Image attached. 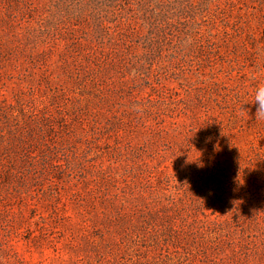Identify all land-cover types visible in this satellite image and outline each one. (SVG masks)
Here are the masks:
<instances>
[{
	"label": "rangeland",
	"instance_id": "obj_1",
	"mask_svg": "<svg viewBox=\"0 0 264 264\" xmlns=\"http://www.w3.org/2000/svg\"><path fill=\"white\" fill-rule=\"evenodd\" d=\"M264 0H0V264H264Z\"/></svg>",
	"mask_w": 264,
	"mask_h": 264
},
{
	"label": "clouds",
	"instance_id": "obj_2",
	"mask_svg": "<svg viewBox=\"0 0 264 264\" xmlns=\"http://www.w3.org/2000/svg\"><path fill=\"white\" fill-rule=\"evenodd\" d=\"M251 103L257 105L255 116L257 119H264V85H259L254 91V99Z\"/></svg>",
	"mask_w": 264,
	"mask_h": 264
}]
</instances>
